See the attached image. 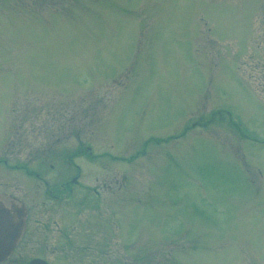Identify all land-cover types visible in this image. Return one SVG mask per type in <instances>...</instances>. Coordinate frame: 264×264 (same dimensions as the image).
<instances>
[{"label":"rangeland","instance_id":"obj_1","mask_svg":"<svg viewBox=\"0 0 264 264\" xmlns=\"http://www.w3.org/2000/svg\"><path fill=\"white\" fill-rule=\"evenodd\" d=\"M3 193L57 264H264V0H0Z\"/></svg>","mask_w":264,"mask_h":264},{"label":"flooded vegetation","instance_id":"obj_2","mask_svg":"<svg viewBox=\"0 0 264 264\" xmlns=\"http://www.w3.org/2000/svg\"><path fill=\"white\" fill-rule=\"evenodd\" d=\"M52 160L57 161L58 159ZM48 161L49 159H41L39 172L38 170L26 171V175L33 177L35 180H42L40 175H43L44 166L48 165L47 169H53L54 163H49ZM1 164L6 166L7 161L3 160ZM75 168L77 167L75 166ZM14 169L19 168L15 166ZM75 177H72L69 182L60 183L57 186V190L48 185L47 181L42 180V185L45 188L43 189V193L51 198L52 201H61L58 195L69 192L71 185H77ZM1 197L6 200L3 203V207L6 209L12 222L18 224L19 233L10 248L6 250L3 248L6 241L4 238H0V264H57L54 258H60L63 253H66L63 246L73 245L69 238L52 236L55 231L58 235H63L62 226L57 223L59 226L54 225L52 229L54 222L49 223L36 220L37 218L30 216L29 209L24 208L22 202L14 194L3 193ZM82 250L92 252L91 248H84Z\"/></svg>","mask_w":264,"mask_h":264},{"label":"water","instance_id":"obj_3","mask_svg":"<svg viewBox=\"0 0 264 264\" xmlns=\"http://www.w3.org/2000/svg\"><path fill=\"white\" fill-rule=\"evenodd\" d=\"M18 224H14L7 211L0 207V238H4L6 244L4 250L9 249L12 242L18 235Z\"/></svg>","mask_w":264,"mask_h":264}]
</instances>
